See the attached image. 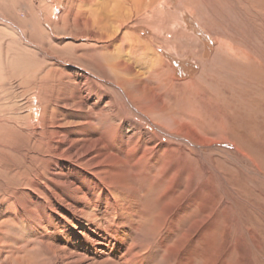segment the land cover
<instances>
[{
	"label": "rangeland",
	"instance_id": "obj_1",
	"mask_svg": "<svg viewBox=\"0 0 264 264\" xmlns=\"http://www.w3.org/2000/svg\"><path fill=\"white\" fill-rule=\"evenodd\" d=\"M87 1L0 0V264H264V0ZM129 8L139 11L128 18ZM77 10L118 33L98 42L73 25L84 16ZM116 12L125 15L119 29ZM127 32L154 49L132 51L131 71L120 64ZM101 42L108 47L92 46ZM61 69L100 83L95 110L115 97L121 123L107 128L61 102L55 83L70 78L72 91L75 81ZM136 70L141 86L166 80L154 92L169 100V117L145 115L128 99ZM116 72L128 85L118 86ZM92 87L83 90L88 103ZM41 92L45 120L35 113ZM171 115L198 132H176ZM103 132L121 153L114 169L73 153Z\"/></svg>",
	"mask_w": 264,
	"mask_h": 264
},
{
	"label": "bare ground",
	"instance_id": "obj_2",
	"mask_svg": "<svg viewBox=\"0 0 264 264\" xmlns=\"http://www.w3.org/2000/svg\"><path fill=\"white\" fill-rule=\"evenodd\" d=\"M92 1H94V0H88L87 1V3L89 4V3H91ZM84 9H86V8H84ZM81 10V9H80ZM138 9H134V8H129V10H128V13H127V15H128V18H130V17H132L136 12H138L137 11ZM70 11V10H69ZM82 11V10H81ZM87 11V10H86ZM85 10L82 12L83 13V15L84 16H80V17H77V18H79V19H75L74 20V18H73V21H74V24L73 25H75V23H77V25H75V26H79L82 30V32L84 33L85 32V34H88V31H89V34L91 35V38H95L98 42L99 41H101L100 39L102 38L103 40L105 39V38H107V39H105V41H106V43H108V40H109V38H111L113 35L115 36V34H116V32L117 31H119V30H117L116 29V27H115V30H112L111 32H107V27H106V30L105 31H100L99 29L97 30L96 28H98L99 26H100V24H101V20L99 19V17L94 13V14H89V16H86L87 14L85 13L86 12ZM91 11V10H90ZM124 11V10H123ZM136 11V12H135ZM52 12V11H51ZM76 12V11H75ZM75 12L73 13L74 15H75ZM61 13V12H60ZM59 13V15H58V19L59 20H61V14ZM77 13L79 14L80 13V11H78L77 10V12H76V15H77ZM82 13H80V14H82ZM85 13V14H84ZM99 13V12H98ZM71 14V13H70ZM69 14V15H70ZM116 14H117V18H116V22H114V23H119V21H121L120 23H119V26H118V29L119 28H121V26L122 25H120L121 23H122V21H123V19H124V17H125V15H123V16H121V17H118V12H116ZM68 15V14H67ZM69 15L67 16V17H69ZM73 15V16H74ZM126 15V16H127ZM71 16H72V14H71ZM102 16V15H101ZM64 17V16H63ZM147 18L149 17V16H146ZM76 18V17H75ZM14 24V23H13ZM24 31V30H23ZM121 32V31H120ZM23 33V32H22ZM83 33H82V35H83ZM118 33V32H117ZM24 34V33H23ZM25 35V34H24ZM89 35V36H90ZM26 36V35H25ZM24 36V37H25ZM80 36H81V34H80ZM125 36H126V40L123 42V43H121L120 44V46L119 47H121L122 48V50H120V51H125V55L123 54H121L122 56L121 57H125V58H122V59H125V60H121L120 61V64H123V67H122V69L123 70H128V71H131V70H133V68H135L134 67V64L133 63H131V62H128L132 57H131V53H132V51H143V53H145V54H149V53H151L154 49H153V47H152V45L150 44V43H147V42H144V41H142V39H141V36H138V37H136L135 35H133V33H125ZM112 39V38H111ZM104 42V41H103ZM103 42H101V43H103ZM106 43H103V44H98V45H96V46H94V45H92L93 47H99L100 49L101 48H107L108 47V45L106 44ZM105 44V45H104ZM110 47V46H109ZM153 49V50H152ZM123 51V52H124ZM133 53H135V52H133ZM142 53V54H143ZM154 54H156V53H154ZM153 54V55H154ZM126 55H129V57L127 58L126 57ZM140 54H138V56H139ZM157 55H159V54H157ZM148 56V55H147ZM116 57V56H115ZM118 57V59H119V55L117 56ZM120 57V58H121ZM80 58V57H79ZM146 58V57H145ZM144 58V59H145ZM155 58V57H154ZM153 58V59H154ZM102 59V61H103V59L104 58H101ZM142 59V58H141ZM152 58H151V60L149 61L148 60V62L151 64V67H152V65H154L153 67H155L156 69V74H158L162 79H164V78H166L167 76H165V75H167L169 72H166L167 70L165 69L166 67H164L163 66V64H161L162 62V60H159V62H157V61H155V60H153ZM110 60L111 59H108V58H105V63L109 66V67H113V66H111L112 64H111V62H110ZM157 60V59H156ZM138 61H139V59H138ZM140 61H142V60H140ZM146 61V60H145ZM117 62H119V61H117ZM136 62H137V60H136ZM161 62V63H160ZM139 63V62H138ZM117 64V63H116ZM144 64H146V63H144ZM100 65L104 68L105 66L100 62ZM143 65V64H142ZM142 65H139V66H142ZM115 67H116V65H114ZM138 66V67H139ZM166 66V65H165ZM119 67H121V66H119ZM137 67V66H136ZM118 68V67H117ZM146 68V67H145ZM65 69V68H64ZM64 69H61V70H57V72H63V74H65V73H70V71L69 72H65L64 71ZM118 69H120V68H118ZM67 71H68V69H66ZM121 70V69H120ZM135 70V69H134ZM138 70H136V72H135V76L137 77V78H133V80H130V81H140V83L137 85V92L135 91V90H131L130 89V91H131V95L129 94V96H128V99L132 102V104H134L136 107V109H138V110H140L141 112H143L145 115L148 113V114H151L155 119H160L161 121H162V117H166V116H168V113H167V111H166V109H168L169 108V100H167V99H164L165 97L163 96V95H159V94H157V93H155L154 92V89H156L157 88V85H158V87H159V85L161 86L162 85V83L164 84H166V80H164L163 82H162V80H161V82L162 83H160V80H159V83L160 84H157L155 87H152L151 85H149V83L147 84H145L144 86L142 85L141 86V84L144 82V80H142L140 77L143 75V74H140L139 72H137ZM89 72V71H88ZM123 73H125V72H123ZM152 73H154V72H152ZM71 75H74L75 77V81H74V89L72 90V91H69L68 90V88L66 87L69 83H71L72 82V79H70V78H66V79H62L61 81H60V79H59V81H57V83H55L56 84V86H59V89L60 90H62L63 91V95L61 96V102H63V103H65V104H67V105H76V106H79V107H81V108H87V113L88 114H94V115H96V116H98V120L99 121H101V122H107L106 123V126L105 127H107V128H110V129H113V128H115V127H117L120 123H121V121H122V119H123V117H120V113L118 114V112H119V108L118 107H122L123 109H124V105H122L121 104V102H119L115 97H109L108 98V101H107V106H103L102 107V105H101V111L100 112H98L97 110H95L96 109V107L99 105L98 103V99L99 98H101V96H102V91L100 90V88L98 87V86H100V83H98V82H96L95 83V81H94V79L90 76V75H87V74H82V73H79L78 71H76V70H73V72H71L70 73ZM157 75V76H158ZM115 78H116V80L118 81V83H119V85L118 86H120L121 88H122V84H124L125 86L126 85H128V83H126L127 81L125 80V79H121V78H119V77H121V75L120 74H118L117 72L115 73ZM149 76V75H148ZM105 77V76H104ZM155 77H156V75H155ZM107 78V77H106ZM109 78H110V76H109ZM150 78V77H149ZM159 78V77H158ZM158 78L156 79L155 78V80H158ZM154 79V78H153ZM142 80V81H141ZM170 80V79H169ZM126 81V82H125ZM151 81V80H150ZM49 82V81H48ZM55 82V81H54ZM168 82V81H167ZM47 83V82H46ZM50 83V82H49ZM121 83V84H120ZM151 83H153V81H151ZM49 85V84H48ZM70 85V84H69ZM92 86H96V89H95V94H96V97L97 98H95L93 101H92V103H88V101L85 99V96H83V93H84V89H87V91L89 90V91H91V88H93ZM105 86V85H104ZM103 86V87H104ZM86 91V90H85ZM164 91V90H163ZM45 92H47V91H45ZM52 92V91H51ZM58 92V91H57ZM167 92V91H166ZM54 93V92H53ZM80 93H82V95H80ZM127 93V92H126ZM85 94V93H84ZM48 95V94H47ZM50 95V94H49ZM52 96V95H51ZM36 101H37V103H36V109H37V111L35 112L36 114H38L40 117H39V120H45V118H44V114H45V112H47L46 111V107H45V102H44V99H45V96H44V94H43V92H41V93H39L38 95L36 94ZM46 97H48V96H46ZM133 97V98H132ZM49 98V97H48ZM46 101V100H45ZM148 101V102H147ZM138 103L139 104V107H137V105L138 104H136V103ZM106 103V102H105ZM47 104V103H46ZM71 105V106H72ZM35 106H32V108H34ZM47 106V105H46ZM49 106V105H48ZM65 106V105H64ZM73 107V106H72ZM80 109V108H79ZM86 110V109H85ZM126 111H127V109H126ZM124 112V111H123ZM128 112V111H127ZM169 112V111H168ZM171 112V111H170ZM147 114V115H148ZM177 115V114H176ZM88 117H90V116H88ZM169 117V116H168ZM95 118V117H94ZM171 118H172V120H174V123L176 124V128H175V131L176 132H178V131H181V132H189V131H191V132H194V133H197L198 131H197V129L194 127V126H192V125H189V123H187V122H184V121H179L177 118L178 117H176L175 115L174 116H172L171 115ZM38 119V118H37ZM88 119V118H87ZM92 119V118H91ZM111 119L113 120H115V122L114 123H110V122H112L111 121ZM33 120V119H32ZM93 120V119H92ZM50 121V120H49ZM117 121H118V123H117ZM89 123H90V120H88V122L85 124V126L86 125H89ZM45 125V124H44ZM82 125V124H81ZM91 125H92V123H91ZM112 125V126H111ZM114 125V126H113ZM51 128V127H50ZM44 129V128H43ZM95 129H97V128H95ZM110 129H108V133L109 132H111V130ZM138 129H141V128H139V126H138ZM110 130V131H109ZM143 130V129H142ZM33 131V130H32ZM144 131V133H142V135L144 136V139H145V144L146 145H149V143H153L154 141L156 142V140H154V138H153V136L152 135H149V133H148V131L145 129V130H143ZM51 132H53L52 130H51ZM56 132V131H55ZM39 134H43V131H41ZM46 134H47V132H46ZM46 134H44V135H46ZM48 135V134H47ZM50 136V135H49ZM57 136V135H56ZM61 136V135H60ZM140 135H139V132L137 131V130H134V131H132L127 137H128V139H126L127 140V143H128V145H129V148H128V150H126V152L128 151V155H127V157L129 158V160H131L130 158L131 157H133L134 156V154L133 153H131L132 151H133V149L135 148V144L137 145V142H138V140H139V138L137 139V137H139ZM88 137H89V135H88ZM49 138V137H48ZM65 139H67L66 137H64ZM142 138V137H141ZM61 139V138H60ZM64 139V140H65ZM63 140V141H64ZM76 140V139H75ZM125 140V141H126ZM61 141V140H60ZM85 141V140H84ZM56 142V141H55ZM74 142V141H73ZM77 141H75V143H76ZM155 142L153 143V144H155ZM50 143H52V142H50ZM71 143V142H70ZM110 140H108V136L107 135H105V133L103 132L102 133V135H100L99 137H97L96 139H92V140H90V141H87L86 143H82V145H80V147H77L78 148V151H75V152H73L76 156H79L80 155V162L81 163H85V164H87V165H94V166H98V168H99V166H105V167H108L109 169L110 168H116L117 166H118V164H120V161L122 160V158H121V156H120V154L119 153H117L114 149H112L111 147H110ZM126 143V142H125ZM52 145H53V143H52ZM64 145H65V143H64ZM157 145V144H156ZM156 145H154V147L156 146ZM60 146V145H59ZM150 146V145H149ZM53 147V146H52ZM151 147H153V146H151ZM63 148V147H62ZM68 150H70L71 151V146H68V148H67ZM76 149V148H75ZM146 149H149V148H146ZM55 150V149H54ZM119 150V149H118ZM144 151H147V150H144ZM142 152V151H141ZM55 155H58V154H63V150L61 151V149H59V147L56 149V151H54L53 152ZM140 153V152H139ZM54 154H53V156H54ZM125 154V153H124ZM132 154H133V156H132ZM144 155H146V152L144 153ZM123 157V156H122ZM125 157H126V154H125ZM143 157V155L141 156V158ZM140 158V157H139ZM69 160V159H68ZM128 160V161H129ZM141 160V159H140ZM139 159H138V161H140ZM135 161V160H134ZM74 162V161H73ZM132 162H133V160H132ZM113 168V169H114ZM108 169V170H109ZM108 170H106L105 171V173H110V171H108ZM90 172V171H89ZM60 174H61V172H59ZM59 173H57V175L59 174ZM64 174V173H63ZM95 174V173H94ZM97 174H102V172L99 170V171H97V173H96V175ZM62 175V174H61ZM54 176V175H53ZM59 176V175H58ZM56 177V176H55ZM62 177V176H61ZM59 179V178H58ZM60 180V179H59ZM58 180V181H59ZM105 180H107V179H105ZM109 180V179H108ZM60 182V181H59ZM67 184V183H66ZM85 184V183H84ZM104 184H105V182H104ZM108 184V183H107ZM49 186V185H48ZM66 186V185H65ZM67 186H69L68 184H67ZM71 186V185H70ZM76 186V185H75ZM74 187V186H73ZM67 188H69V187H67ZM75 188V187H74ZM106 189V188H105ZM70 190H71V188H70ZM76 190H77V187H76ZM82 191V190H81ZM85 192V191H84ZM83 193V192H82ZM81 194V193H80ZM85 195V194H84ZM113 200H115V199H113ZM59 202V201H58ZM108 202V201H107ZM63 203V202H62ZM119 204V203H118ZM120 205V204H119ZM118 205V206H119ZM121 206V205H120ZM61 208V207H60ZM119 208V207H118ZM80 212V211H79ZM120 212H122V211H120ZM123 213V212H122ZM107 214V213H106ZM113 214V213H112ZM105 215V214H104ZM109 216H110V214H109ZM108 216V217H109ZM107 217V216H106ZM89 221V220H88ZM44 227V226H43ZM110 260V259H109Z\"/></svg>",
	"mask_w": 264,
	"mask_h": 264
}]
</instances>
